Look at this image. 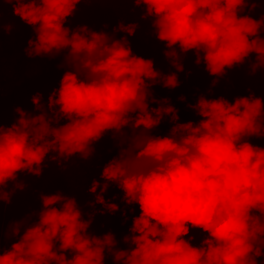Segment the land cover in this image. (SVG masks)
<instances>
[{
	"label": "clouds",
	"instance_id": "9594fccd",
	"mask_svg": "<svg viewBox=\"0 0 264 264\" xmlns=\"http://www.w3.org/2000/svg\"><path fill=\"white\" fill-rule=\"evenodd\" d=\"M121 3L142 9L140 20H150L174 71L134 52L137 22L119 19L110 32L108 23L98 31L70 23L81 4ZM258 3L264 0H0V53L3 35L13 32L4 23L10 5L32 29L23 55L62 57L56 67L64 69L47 101L35 92L33 108L17 105L10 125L0 75V264H262L264 146L252 140L264 139V95L248 87L231 100L214 93L230 71L245 67L252 77L264 69V15L248 14ZM189 54L212 79L206 94L193 93L194 103L177 97L199 117L181 122L171 97H157L155 88L181 87L179 73L192 75ZM165 119L170 127L158 134ZM105 136L117 151L87 188L92 211L85 215L77 195L40 191L41 207L5 231L3 205L28 187L22 176H43L46 160L58 167L76 156L92 161ZM113 185L122 195L106 198ZM117 212L122 225L131 220L120 239L111 229L90 230L97 215ZM193 230L206 234L198 244Z\"/></svg>",
	"mask_w": 264,
	"mask_h": 264
},
{
	"label": "trees",
	"instance_id": "16d2710c",
	"mask_svg": "<svg viewBox=\"0 0 264 264\" xmlns=\"http://www.w3.org/2000/svg\"><path fill=\"white\" fill-rule=\"evenodd\" d=\"M114 10V11H113ZM142 9L134 7L131 3L121 4H105L88 6L86 4L79 5V11L76 17L70 21L72 26L76 24H88L94 30H100L104 23L109 24L107 31H111V27L115 26L119 19H124V22L131 21L139 23L140 27L137 30L136 36L129 37L134 52L144 57H151L157 61L156 68L161 71L168 72L171 69L167 62L162 60V53L160 49L163 47L159 44L150 28V20H140ZM254 18L259 19L264 15V3H258L254 11L248 13ZM4 23L13 24V32L11 35L5 33L3 39V51L0 53V64H2L3 76V99H2V116L3 123L10 125L16 115L13 109L19 105L26 110H31L33 105L30 102V97L37 91L44 94V100L47 101V96L53 87L59 86V80L63 74L64 69H57L56 65L60 63L62 57H57L54 60H48L46 57L41 59L37 57L35 60H28L23 55V48L27 46V40L33 35L30 26L24 24L19 17L12 15L10 5H4ZM125 35L119 33L118 36ZM195 57L191 54L184 60L185 70H191L192 75L185 79L184 73H179V79L183 82L182 86L174 91H168L160 87L155 88L157 97L169 96L172 103L180 109L181 122L188 120H198L191 110L185 108V105L177 100L181 94L187 96L188 101L194 103L195 96L193 93L199 89L200 92H205L209 86L212 77L203 70V65L197 67L194 64ZM245 67L237 68L228 73V77L222 79L220 84L214 89L215 95H225L229 100L235 95H248L246 87L251 88L257 95H264V69L258 70L255 76H244ZM230 80V83L227 81ZM155 107L156 105H152ZM63 123V121L61 122ZM170 125L167 119L156 130L158 134L164 135L167 133ZM253 143L264 146V139H253ZM97 155L92 161H84L77 156L75 161H68L66 165L58 167L53 161L46 160L43 176L24 177L20 178V182H26L28 187L22 193H17L12 198L11 205H3V224L5 231L9 221L18 220L26 213L32 210H38L41 207L39 200V192L45 193L54 192L57 189L62 190L65 194L77 195L78 202L81 201L80 207L87 215L92 211L88 207V200L91 196L87 193V188L93 178H99V166L103 165L112 155L116 154V149L113 147V142L108 136H105L97 145ZM112 148L109 152L108 149ZM12 185H9L11 190ZM113 194L122 195L119 190L113 185L106 198ZM119 203V200L114 201ZM99 207V206H97ZM123 207V205H121ZM136 214L139 213L138 205L136 206ZM35 219V218H33ZM120 213L117 212L111 217H101L97 215L95 222L92 225V231L103 233L111 229L116 233L117 239L127 232L128 226L131 224L129 219L127 225L121 224ZM104 226L101 227V224ZM196 240L193 243H199L202 234L197 230H193ZM4 246L8 247L10 241L4 239ZM120 247H126L121 244ZM264 264V257L260 258ZM106 264H111L109 258Z\"/></svg>",
	"mask_w": 264,
	"mask_h": 264
},
{
	"label": "rangeland",
	"instance_id": "374dc122",
	"mask_svg": "<svg viewBox=\"0 0 264 264\" xmlns=\"http://www.w3.org/2000/svg\"><path fill=\"white\" fill-rule=\"evenodd\" d=\"M76 158H77V156H76V157H73L71 160H72V161H75V160H76Z\"/></svg>",
	"mask_w": 264,
	"mask_h": 264
}]
</instances>
